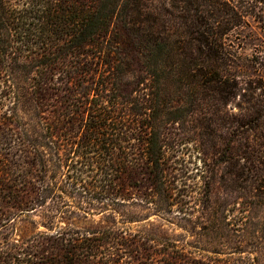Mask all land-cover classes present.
I'll list each match as a JSON object with an SVG mask.
<instances>
[{
	"label": "trees",
	"instance_id": "1",
	"mask_svg": "<svg viewBox=\"0 0 264 264\" xmlns=\"http://www.w3.org/2000/svg\"><path fill=\"white\" fill-rule=\"evenodd\" d=\"M159 2L0 0L2 77L35 119L33 146L40 158L56 155L54 137L104 153L112 212L146 202L168 213L169 156L191 134L209 210L219 188L257 198L264 210V77L233 71L226 41L248 18L264 30V0H189L176 10ZM237 95L239 112L229 114ZM18 192L13 204L28 210L33 191ZM124 216L123 224L147 221L119 229L112 217L107 227L39 232L24 245L3 238L0 264H204L148 217ZM199 227L200 244L208 225Z\"/></svg>",
	"mask_w": 264,
	"mask_h": 264
},
{
	"label": "rangeland",
	"instance_id": "2",
	"mask_svg": "<svg viewBox=\"0 0 264 264\" xmlns=\"http://www.w3.org/2000/svg\"><path fill=\"white\" fill-rule=\"evenodd\" d=\"M27 1L11 0L14 4ZM160 3L163 9L170 10L190 7L186 6L189 0H160L158 5ZM226 41L233 71L254 78L264 77V30L257 23L246 19L241 27L231 30ZM3 75L4 69L0 67V220L10 222L0 227V242L7 238L24 245L39 232L74 234L84 229L107 227L112 225V217H115V228L119 229L133 230L147 221L123 224L120 221L125 214L148 217L154 227L179 239L178 244L185 246V252L189 251L192 259L204 264H264L262 204L240 190L219 188L209 210L203 203V168L191 134L181 135L183 139L178 140L176 150L169 156L173 194L168 213L156 212L154 205L146 202L134 206L119 204L118 212H112L111 185L105 173H101V169L106 170L102 166L106 155L82 153L75 150L73 144L54 137L60 144L54 148L56 155L47 149L46 156L40 158L31 142L32 127L28 125L35 119H30L26 106L15 102L17 91L6 85ZM239 100L237 95L234 103L227 104L225 109L229 114L239 112L236 106ZM77 130L75 122L72 136ZM23 188L33 192L28 196L32 201L28 210L21 212L13 204V198L19 199L22 193L18 190ZM207 210L218 218V229H213L205 218ZM205 221L208 228L203 231L199 244L195 242L196 233L199 224Z\"/></svg>",
	"mask_w": 264,
	"mask_h": 264
}]
</instances>
